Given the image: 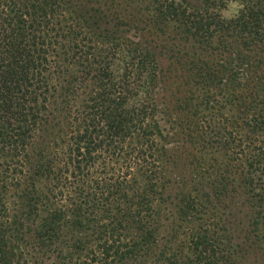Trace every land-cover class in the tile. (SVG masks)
<instances>
[{"label": "trees", "instance_id": "trees-1", "mask_svg": "<svg viewBox=\"0 0 264 264\" xmlns=\"http://www.w3.org/2000/svg\"><path fill=\"white\" fill-rule=\"evenodd\" d=\"M27 236L31 264H263L264 0H0V264Z\"/></svg>", "mask_w": 264, "mask_h": 264}, {"label": "rangeland", "instance_id": "rangeland-1", "mask_svg": "<svg viewBox=\"0 0 264 264\" xmlns=\"http://www.w3.org/2000/svg\"><path fill=\"white\" fill-rule=\"evenodd\" d=\"M236 11L237 5L229 4L226 9L220 11V15L225 19H230L236 14ZM161 64L164 65L165 62L162 60ZM155 100V121L158 123L163 133L168 136V142H171L175 138V134L178 132L177 116L174 113L172 114L170 111H168L169 109H167L166 105L163 104L162 92L160 89H158V91L156 92ZM32 244V237L27 236L23 248L28 252L29 256L33 257L30 258L28 256V260L30 259L29 264H31L34 258L38 257L36 252H33L32 250ZM259 255L261 258V262H263L264 264V245H261Z\"/></svg>", "mask_w": 264, "mask_h": 264}]
</instances>
